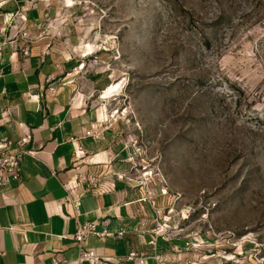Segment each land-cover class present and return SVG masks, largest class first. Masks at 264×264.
Listing matches in <instances>:
<instances>
[{"label": "rangeland", "instance_id": "obj_1", "mask_svg": "<svg viewBox=\"0 0 264 264\" xmlns=\"http://www.w3.org/2000/svg\"><path fill=\"white\" fill-rule=\"evenodd\" d=\"M28 4L77 56L97 169L165 210L180 264H264V0Z\"/></svg>", "mask_w": 264, "mask_h": 264}, {"label": "crops", "instance_id": "obj_2", "mask_svg": "<svg viewBox=\"0 0 264 264\" xmlns=\"http://www.w3.org/2000/svg\"><path fill=\"white\" fill-rule=\"evenodd\" d=\"M28 3L11 0L0 9V139L17 142L28 134L31 141L26 148L33 152L23 161L21 182L0 190V252L5 253L0 264H52L54 258L75 264L77 219L70 203L73 192L65 186L76 185L77 178L88 174L100 176L102 183L82 198L78 221H108L110 233L126 231L121 238L91 236L89 249L106 257L135 250L146 256V264H159L156 259L163 264L183 263L188 254L170 235L160 237L156 246L149 245L160 220L157 209L162 207L140 202L141 189L116 179L105 166L97 169L98 163L105 164L95 162L102 157L94 155L96 140L87 135L92 118L81 106L74 82L77 56L68 46L56 52L43 24L46 10L42 4V9L37 5L31 10ZM21 8L27 11V23L16 26L13 18ZM36 34L41 37L33 38ZM3 110L10 112L12 126L2 122ZM79 147L85 153L80 160Z\"/></svg>", "mask_w": 264, "mask_h": 264}, {"label": "built area", "instance_id": "obj_3", "mask_svg": "<svg viewBox=\"0 0 264 264\" xmlns=\"http://www.w3.org/2000/svg\"><path fill=\"white\" fill-rule=\"evenodd\" d=\"M10 1L11 0H0V9H2ZM16 19L21 20L24 24H26L27 11L24 10L23 8L17 10L13 18V22ZM24 37L28 41L32 40L28 33H24ZM24 54L26 56L29 55L28 47H26V49L24 50ZM2 77H3V69L1 68V62H0V79ZM51 91L54 90L51 89ZM9 113L10 112L8 110L1 111V119L5 125L12 126L9 119ZM94 135H93V131L88 133V136L95 137ZM30 141H31V137L28 134H26L25 137L20 138L17 142H12L11 140L8 139H0V190L3 189L9 183L21 182L23 161L25 158L33 156V152L26 148V146L30 143ZM84 157H85V153L82 150V148L79 147L78 152L76 154V158L80 160ZM118 179L121 181L130 180L127 177V175L121 176ZM101 183H102V178L100 176L88 174L77 178L76 185L71 187H69L68 185L65 186L67 191L73 192L70 203L74 210L75 218L77 219V226L75 233L73 235L75 245L78 249V257L74 261L75 264H130V263L146 264V260H147L146 256L135 250H131L125 256L106 257L100 255L95 250L88 248L87 244L91 236H95L96 238L103 240L109 237L121 238L126 234V231L124 230L120 231L118 234L110 233L107 230V226L109 224L108 221H104L101 223H97V222L80 223L78 221V218L80 216V209L82 207V198L85 196L87 192L98 189ZM78 189H80L79 192L77 191ZM161 195L164 196V194ZM140 202L149 203L146 197L142 198ZM151 206L155 208V202H153V205ZM164 211L163 208L157 209L156 214L160 220H157V222L155 223V227L152 230L155 239L149 242V245L151 246H156L157 240L160 237L166 236L164 224L167 223L169 220L168 219L166 220L165 213H163ZM159 212L161 214L163 213V216H161ZM99 227H102L103 229L100 231ZM185 246H186L185 249L188 250L190 244L187 242ZM4 256L5 253L0 252V259ZM156 260L158 261L159 264H163L160 263L158 259ZM52 264H71V262L65 259L54 258L52 260Z\"/></svg>", "mask_w": 264, "mask_h": 264}]
</instances>
